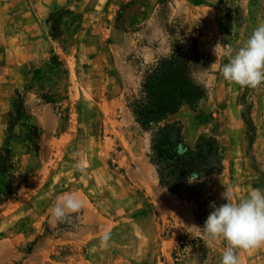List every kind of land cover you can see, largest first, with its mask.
Segmentation results:
<instances>
[{
  "label": "rangeland",
  "instance_id": "rangeland-1",
  "mask_svg": "<svg viewBox=\"0 0 264 264\" xmlns=\"http://www.w3.org/2000/svg\"><path fill=\"white\" fill-rule=\"evenodd\" d=\"M262 22L264 0H0V264H221L227 241L190 226L223 193L264 189V84L220 71L221 50ZM173 55L203 95L142 127L128 99ZM211 65L214 78H194ZM199 145L209 167L197 176L157 163ZM65 193L82 207L60 223ZM237 251L264 264V246Z\"/></svg>",
  "mask_w": 264,
  "mask_h": 264
},
{
  "label": "clouds",
  "instance_id": "clouds-1",
  "mask_svg": "<svg viewBox=\"0 0 264 264\" xmlns=\"http://www.w3.org/2000/svg\"><path fill=\"white\" fill-rule=\"evenodd\" d=\"M219 45L213 51L217 55ZM221 54L228 58L220 69L221 75L227 81L242 87L257 88L264 84V22L255 27L238 49L228 46L221 50ZM213 65V64H212ZM204 68L194 74V78L205 75L214 78L215 74ZM226 203L217 206L210 205L212 211L208 215L203 227H195L202 231L205 238L223 239L227 246L222 253L221 264H241L238 249L251 250L264 246V189L254 188L249 195L233 202L230 194L223 193ZM82 201L75 193H65L58 197L51 208L54 221L63 223L70 219V213L78 212ZM111 239L108 230L103 232L101 242L107 246Z\"/></svg>",
  "mask_w": 264,
  "mask_h": 264
},
{
  "label": "trees",
  "instance_id": "trees-1",
  "mask_svg": "<svg viewBox=\"0 0 264 264\" xmlns=\"http://www.w3.org/2000/svg\"><path fill=\"white\" fill-rule=\"evenodd\" d=\"M192 52L190 59L199 62L201 57ZM192 67L182 58L173 55L152 66L144 76L137 92L128 99L129 109L137 123L150 127L159 123L174 111L182 102L196 103L203 95V88L191 76ZM196 157H190L174 147L160 150L157 163L164 165L170 176L179 178L186 174L199 175L208 169L207 160L201 149Z\"/></svg>",
  "mask_w": 264,
  "mask_h": 264
}]
</instances>
